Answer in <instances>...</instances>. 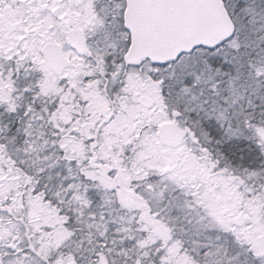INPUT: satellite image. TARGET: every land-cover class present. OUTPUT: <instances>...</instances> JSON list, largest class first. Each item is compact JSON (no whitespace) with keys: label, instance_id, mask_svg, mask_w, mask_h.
<instances>
[{"label":"snow or ice","instance_id":"obj_1","mask_svg":"<svg viewBox=\"0 0 264 264\" xmlns=\"http://www.w3.org/2000/svg\"><path fill=\"white\" fill-rule=\"evenodd\" d=\"M0 264H264V0H0Z\"/></svg>","mask_w":264,"mask_h":264}]
</instances>
